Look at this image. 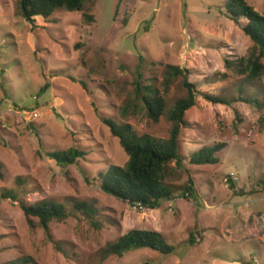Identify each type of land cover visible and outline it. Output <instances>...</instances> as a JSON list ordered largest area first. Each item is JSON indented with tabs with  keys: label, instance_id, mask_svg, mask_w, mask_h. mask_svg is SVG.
Listing matches in <instances>:
<instances>
[{
	"label": "rangeland",
	"instance_id": "1",
	"mask_svg": "<svg viewBox=\"0 0 264 264\" xmlns=\"http://www.w3.org/2000/svg\"><path fill=\"white\" fill-rule=\"evenodd\" d=\"M245 1L264 15V0ZM20 11L19 0H0V263L264 264V129L258 123L264 112L204 96L236 95L243 77L228 65L253 46L242 30L246 21L228 18L223 0H86L80 11L59 9L33 22ZM168 66L187 69L199 91L179 136L184 167L172 164L165 177L173 200L157 209L132 207L94 180L128 160L103 119L167 139V111L186 93L181 77L163 93ZM138 77L164 94L158 121L135 99ZM217 144L223 146L216 162L190 163L192 153ZM70 147L85 153L74 164L48 156ZM189 179L196 200L182 195ZM5 189L17 199L1 197ZM21 201L62 204L67 218L45 231L24 215ZM75 201L98 210L100 228ZM132 229L160 232L175 252L104 254L107 243Z\"/></svg>",
	"mask_w": 264,
	"mask_h": 264
},
{
	"label": "trees",
	"instance_id": "2",
	"mask_svg": "<svg viewBox=\"0 0 264 264\" xmlns=\"http://www.w3.org/2000/svg\"><path fill=\"white\" fill-rule=\"evenodd\" d=\"M85 2L86 0H19V6L21 15L28 22H33L35 17L50 18L59 9L68 12L80 11ZM223 6L228 18L235 21H239V19L246 21L242 30L250 38L253 46L248 51L247 56L241 57L236 65H228L229 68L243 77V80L236 87V95L230 99L217 95L204 94V96L213 103L232 105L242 102L264 112V86H257V84H261L262 76H264V15L258 13L245 0H223ZM91 18L88 17V20ZM139 76L141 78V74ZM177 77L182 78L181 84L186 93L184 97L177 99L167 111V119L171 123L167 139H156L147 134L139 135L127 123L119 124L110 118L103 119L111 134L118 138L128 160L123 166L109 165L106 169L98 172L94 180L104 193L132 207L157 209L161 202L175 198L173 188L165 182V177L172 164L174 168L184 167V157L180 153L179 136L181 129L187 125L184 114L196 105L197 94L199 93L195 84L189 81L187 69L168 66L164 73V94ZM140 78L134 82L135 99L139 101L151 120L158 121L166 110L164 94L154 88L152 84L143 85ZM81 86L86 88L83 82H81ZM47 87L48 84L41 88L40 92ZM258 123L264 129V113L258 117ZM222 146V144H217L212 147H203L192 153L189 161L192 164L216 162V153ZM84 154L77 148L70 147L63 151L49 153L48 156L61 166H68L76 163V160ZM0 177H3L1 162ZM182 195L189 196L193 200L197 199L198 196L191 179L184 187ZM1 197L16 200L17 194L13 190L5 189ZM73 207L86 215L95 228L101 227V224L95 220L98 210L92 204L85 201H75ZM20 208L28 219L37 218L39 226L45 231L48 230L51 221H64L67 218L65 207L52 201H38L33 204L21 201ZM194 242V235L191 233L189 243L193 244ZM141 248L152 249L163 255L173 254L176 249L158 231L132 229L116 240L107 243L103 252L105 255L121 257L127 251ZM20 262L27 264L30 263V259L13 260L0 264H20Z\"/></svg>",
	"mask_w": 264,
	"mask_h": 264
},
{
	"label": "built area",
	"instance_id": "3",
	"mask_svg": "<svg viewBox=\"0 0 264 264\" xmlns=\"http://www.w3.org/2000/svg\"><path fill=\"white\" fill-rule=\"evenodd\" d=\"M228 178H231L233 180L236 179V177L233 174H231L230 177H228ZM226 181H228V179H226Z\"/></svg>",
	"mask_w": 264,
	"mask_h": 264
}]
</instances>
